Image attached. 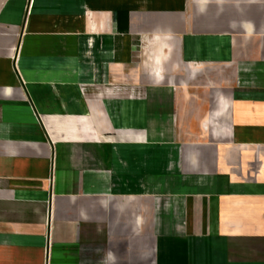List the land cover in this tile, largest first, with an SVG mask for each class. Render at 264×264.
Returning a JSON list of instances; mask_svg holds the SVG:
<instances>
[{
  "label": "crops",
  "instance_id": "1",
  "mask_svg": "<svg viewBox=\"0 0 264 264\" xmlns=\"http://www.w3.org/2000/svg\"><path fill=\"white\" fill-rule=\"evenodd\" d=\"M0 264H264V0H2Z\"/></svg>",
  "mask_w": 264,
  "mask_h": 264
},
{
  "label": "rangeland",
  "instance_id": "2",
  "mask_svg": "<svg viewBox=\"0 0 264 264\" xmlns=\"http://www.w3.org/2000/svg\"><path fill=\"white\" fill-rule=\"evenodd\" d=\"M2 0H0V2H1Z\"/></svg>",
  "mask_w": 264,
  "mask_h": 264
}]
</instances>
